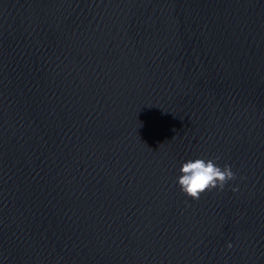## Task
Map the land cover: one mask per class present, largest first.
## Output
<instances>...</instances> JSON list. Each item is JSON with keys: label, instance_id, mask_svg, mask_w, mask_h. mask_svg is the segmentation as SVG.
<instances>
[{"label": "water", "instance_id": "water-1", "mask_svg": "<svg viewBox=\"0 0 264 264\" xmlns=\"http://www.w3.org/2000/svg\"><path fill=\"white\" fill-rule=\"evenodd\" d=\"M0 264H264V0H0Z\"/></svg>", "mask_w": 264, "mask_h": 264}, {"label": "clouds", "instance_id": "clouds-1", "mask_svg": "<svg viewBox=\"0 0 264 264\" xmlns=\"http://www.w3.org/2000/svg\"><path fill=\"white\" fill-rule=\"evenodd\" d=\"M180 172L178 185L193 200H199L206 191H223L230 181L237 179L231 165L221 167L211 159H190L182 165ZM232 190L235 192L239 189L237 187ZM228 247L231 248L232 244L229 243Z\"/></svg>", "mask_w": 264, "mask_h": 264}]
</instances>
